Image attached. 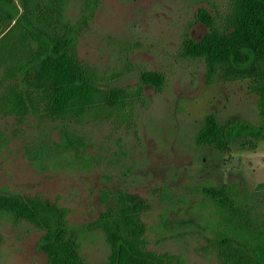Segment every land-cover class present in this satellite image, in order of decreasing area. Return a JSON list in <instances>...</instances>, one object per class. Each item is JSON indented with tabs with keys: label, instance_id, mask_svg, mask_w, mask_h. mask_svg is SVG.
Instances as JSON below:
<instances>
[{
	"label": "rangeland",
	"instance_id": "rangeland-1",
	"mask_svg": "<svg viewBox=\"0 0 264 264\" xmlns=\"http://www.w3.org/2000/svg\"><path fill=\"white\" fill-rule=\"evenodd\" d=\"M235 4L100 0L87 7L84 0H70L74 43L102 90L75 126L83 152L40 170L25 148L46 136L60 140L56 123L2 119L10 142L0 150V189L56 202L69 210L71 225L98 217L106 207L104 190L125 189L149 204L144 220L150 250L175 254L181 264H218L207 242L218 216L203 187L233 184L264 194V138L220 151L197 145L195 137L210 113L224 124L264 121V57L244 71L213 69L205 59L185 56L183 44L187 35L200 40L210 31L200 13L219 31H231ZM147 71L164 76L160 89L142 82ZM40 237L33 225L0 216V264H48L37 248ZM79 242L89 264L107 260L101 231L82 233Z\"/></svg>",
	"mask_w": 264,
	"mask_h": 264
},
{
	"label": "trees",
	"instance_id": "trees-1",
	"mask_svg": "<svg viewBox=\"0 0 264 264\" xmlns=\"http://www.w3.org/2000/svg\"><path fill=\"white\" fill-rule=\"evenodd\" d=\"M69 1L0 0V122L13 118L22 125L36 117L56 123L61 134L60 140L46 136L26 146V157L40 170L83 152L85 143L75 126L94 109L102 92L96 72L74 43L76 27L66 14ZM84 1L90 7L100 0ZM198 18L211 29L200 40L187 35L185 56L205 59L213 69L232 66L237 71L264 57V0H236L229 32L216 29L203 13ZM141 80L160 89L165 78L147 71ZM263 138L264 121L224 124L210 113L195 141L225 151L233 145L246 148ZM9 142L0 126V150ZM202 193L218 216L207 238L218 264H264V194L233 184L205 186ZM102 199L106 207L96 219L71 225L69 210L56 202L0 189V216L37 228L41 232L37 248L48 264H89L79 240L91 231H101L110 249L103 264H181L175 254L148 248L146 200L122 188L104 190Z\"/></svg>",
	"mask_w": 264,
	"mask_h": 264
}]
</instances>
